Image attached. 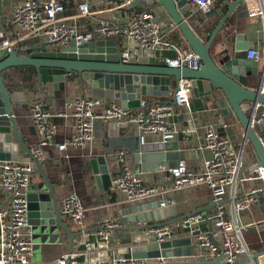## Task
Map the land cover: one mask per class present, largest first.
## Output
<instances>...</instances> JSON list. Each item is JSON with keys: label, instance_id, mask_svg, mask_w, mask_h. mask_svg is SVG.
<instances>
[{"label": "crops", "instance_id": "obj_1", "mask_svg": "<svg viewBox=\"0 0 264 264\" xmlns=\"http://www.w3.org/2000/svg\"><path fill=\"white\" fill-rule=\"evenodd\" d=\"M22 0H0V33L12 42V51L19 49L21 54L35 51L58 50L59 45L41 37H30L23 34L16 39L15 28L11 22L14 5ZM64 5L60 18L78 26L81 31H94L93 28L100 20H107L112 24L125 25L135 10L151 9L159 17H170L163 6H129L130 0H113L107 6L98 0H85L88 2L90 15L80 16L77 9L78 2L82 0H60ZM244 0L223 2L215 0L211 4L210 11H193L190 8L188 21L201 39L206 41L219 21L226 16L212 41V50H219L223 44V38L230 30L228 38L234 41L235 34L243 36L248 41V48L255 49L260 55V62L264 60V16L248 17L243 8ZM126 2V3H124ZM175 40H182L179 29L169 35ZM109 40L110 44H100L99 47L107 49L116 45V50H127L130 54L129 63L165 65L159 58V51L147 52L141 50L135 42L127 40L122 35H102L94 33L91 41ZM247 48V49H248ZM117 52V53H118ZM10 53V52H9ZM5 54L0 50V57ZM121 59V57H120ZM249 59V58H248ZM122 60V59H121ZM2 78L10 91L24 92L26 105L13 108L16 119L17 131L23 144L32 150L39 141L37 126L31 116V109L37 99L44 101V108L50 113V122L55 126L52 143L44 147L45 157L39 160L45 170L48 180L54 186L57 204L61 211L64 197L75 194L84 206V217L80 224H74L61 211V220L66 222L74 236L69 237L68 232L59 225L55 226L56 234L39 241L34 238L29 227L26 232L31 240V253L29 264H51L57 257L68 251L80 253L85 248V243L90 242L93 251L89 254L77 256L80 264H93L97 259H103L111 254L131 255V246L135 243H143L149 238L146 232L149 224L163 223L179 216L191 213L197 208L202 212H211L215 207L208 189H174L168 169L174 166L179 158H184L187 167L194 172L200 171L203 160L209 156V151L204 147V133L208 125H212L217 133L230 138L236 151L242 152V169L247 172L250 163H257L255 150L248 140H245L244 130L234 112L228 107L224 113L216 104L214 98L208 95L194 96L192 93L190 107L174 105V113L170 117V127L174 135L163 143L162 148H157L161 135L159 133L146 134L144 144L140 142L139 133L134 125L116 121L95 120L93 123V140L84 148L67 147L58 150L56 144L75 133V118L71 115V107L68 102L80 95L97 96L103 98L105 103L116 102L118 99L94 95L89 86L83 92L78 80H62L56 85L52 82L38 84V77L33 67H11L3 71ZM172 88L168 95H142L148 102L165 101L174 98L175 87L172 79ZM256 80L248 84L253 88ZM264 91V83L262 85ZM133 110L137 108L131 107ZM264 129V128H263ZM13 141H17L13 137ZM118 149L127 151V163L131 170L137 172L145 184L155 185L159 192L147 198L129 201L122 192L112 190L110 185L104 188L94 179L91 168V159L103 155L111 177L117 172L115 153ZM149 156L143 159L140 155ZM18 161L28 162L32 166L31 181L27 192L32 189V184L42 180L39 172L35 171L36 165L28 153L19 145ZM1 162V161H0ZM260 186L256 193V200L249 207L237 213V221L245 227L242 230V238L247 244L248 253L240 255L244 264H252V260L258 262L259 255L264 253V184L259 179H249L243 182L244 190L253 186ZM239 186V185H238ZM237 186V197L241 190ZM234 197V198H235ZM231 193H227L223 204L227 208V214L231 213ZM10 195L8 192H0V204L8 205ZM165 202V205H161ZM104 218H113L120 225L110 230L109 242H100L96 235L99 222ZM178 221V220H177ZM176 222V221H174ZM172 222V223H174ZM200 229L210 228L211 221L204 218L198 223ZM189 236L186 232L173 234L172 238ZM193 237L192 244L196 243ZM218 240V241H217ZM219 244V239L216 241ZM181 247H184L182 245ZM195 252L191 255L166 257L168 261L184 262L199 260H214L218 255L198 256ZM149 264H156V257L144 258ZM223 259L220 260L222 263ZM19 264V263H13Z\"/></svg>", "mask_w": 264, "mask_h": 264}, {"label": "built area", "instance_id": "obj_2", "mask_svg": "<svg viewBox=\"0 0 264 264\" xmlns=\"http://www.w3.org/2000/svg\"><path fill=\"white\" fill-rule=\"evenodd\" d=\"M107 6L113 0H98ZM215 0H190L193 11H210ZM231 2L233 0H221ZM127 2V0H126ZM124 2V3H126ZM244 12L248 17L264 16V0H244ZM80 16H89L88 2L82 0L77 4ZM64 5L60 0H22L17 2L12 11L11 22L15 28L16 39L23 34L30 37H41L51 41L59 47H66L71 40L80 46L93 39L94 33L102 35H122L127 40L135 42L137 46L149 52L159 51L158 58L169 66H186L197 69L201 62L198 56L182 40H175L169 35L178 29L175 21L170 17H159L151 9L135 10L125 25L112 24L107 20H100L93 28L94 31H81L78 26L59 17ZM0 50L2 53L12 51L10 39L0 33ZM157 53V52H155ZM246 56L256 61L260 60L259 53L253 49L246 50ZM121 59L128 62L130 54L121 51ZM192 90L189 79H180L174 92V98L165 101L148 102L140 98L135 110L124 107L116 102L105 103L97 96L80 95L68 102L71 115L75 118V133L56 144L58 150L67 147L84 148L93 140V123L95 120L116 121L134 125L139 133L140 142L144 144L146 134L159 133L161 135L157 148L174 135L170 127V117L174 113V105L190 107ZM31 116L37 126L39 141L32 149L37 160L45 157L44 147L51 144L55 126L50 122V113L44 108V101L37 99L32 106ZM204 147L209 156L203 160L200 171H191L184 158H179L176 164L168 169L174 189H208L212 201L215 203L211 212H197L170 224H158L147 229L149 238L154 241L169 239L173 234L186 232L195 237L198 256L223 254V264H244L240 255L248 253V247L242 238L245 227L237 221V213L256 200V193L260 186H253L244 190L243 182L249 179H259L264 184V167L250 163L247 172H243L242 152L236 151L230 138L217 133L212 125H208L204 133ZM127 151L118 149L115 153L117 172L110 180L112 190L122 192L129 201L147 198L159 192L155 185L145 184L140 175L131 170L127 163ZM32 166L28 162L4 160L0 162V192H8V205L0 204V264H29L31 240L26 232L27 223V188L30 184ZM239 185V186H238ZM237 186L241 193L236 196ZM231 193V213L223 200L227 193ZM235 197V198H234ZM165 205V202H161ZM61 211L74 224H80L84 217V206L75 194L63 198ZM207 218L211 227L200 229L198 223ZM120 225L113 218L102 219L97 227L96 235L100 242L107 245L110 230ZM219 239V244L216 241ZM218 241V240H217ZM93 251L90 242L80 253L68 251L57 257L51 264H80L77 256L89 254ZM165 256L156 257V264H168ZM89 264V263H88ZM93 264H149L144 258L126 254H111L103 259H97ZM189 264V263H181ZM264 264V253L259 255L258 262Z\"/></svg>", "mask_w": 264, "mask_h": 264}, {"label": "water", "instance_id": "obj_3", "mask_svg": "<svg viewBox=\"0 0 264 264\" xmlns=\"http://www.w3.org/2000/svg\"><path fill=\"white\" fill-rule=\"evenodd\" d=\"M190 0H130L129 6L146 5L163 6L181 32L182 38L199 58L201 65L197 69L186 66L135 64L124 62L114 46L102 49L100 44H110L109 40L86 42L76 46L71 40L66 47L51 51H35L21 54L14 50L0 57V161H18V146L20 145L33 159L42 180L32 184L27 192V223L34 238L39 241L51 238L56 234L55 226H62L73 237L66 222L61 220V211L57 204L54 186L49 182L47 174L39 160L27 148L17 131L13 108L26 105L24 92L10 91L5 85L2 73L11 67L29 66L35 69L38 84L48 81L55 85L62 80H78L85 92L89 86L94 95L118 99L124 107H136L142 95H168L174 80L173 95L180 79H189L194 96L208 95L214 98L223 112L228 107L236 115L244 130L245 140L253 146L257 165L264 167V60L248 59L246 50L248 41L243 36L235 34L230 40V30L223 38L222 47L212 50V41L226 16L215 30L204 41L194 31L188 21ZM1 13V9H0ZM118 52V53H117ZM256 80V86H248ZM85 95V94H84ZM13 137L17 141H13ZM147 159L149 156L140 155ZM94 179L104 188L110 185V173L103 155L91 159ZM197 208L191 213L179 216L161 224H170L184 217L202 212ZM160 223L149 224L152 227ZM191 236L165 239L162 241L147 240L131 246L132 256L138 258H154L158 256L191 255L195 252ZM184 245V247H181ZM197 249V248H196ZM221 253L214 260L199 261H167L168 264H223Z\"/></svg>", "mask_w": 264, "mask_h": 264}, {"label": "trees", "instance_id": "obj_4", "mask_svg": "<svg viewBox=\"0 0 264 264\" xmlns=\"http://www.w3.org/2000/svg\"><path fill=\"white\" fill-rule=\"evenodd\" d=\"M20 67H22V68H26V69L31 68V67H29V66H20Z\"/></svg>", "mask_w": 264, "mask_h": 264}]
</instances>
